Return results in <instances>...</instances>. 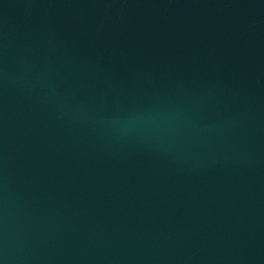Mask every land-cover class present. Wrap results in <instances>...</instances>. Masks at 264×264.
Listing matches in <instances>:
<instances>
[{
    "label": "water",
    "instance_id": "1",
    "mask_svg": "<svg viewBox=\"0 0 264 264\" xmlns=\"http://www.w3.org/2000/svg\"><path fill=\"white\" fill-rule=\"evenodd\" d=\"M0 264H264V0H0Z\"/></svg>",
    "mask_w": 264,
    "mask_h": 264
}]
</instances>
